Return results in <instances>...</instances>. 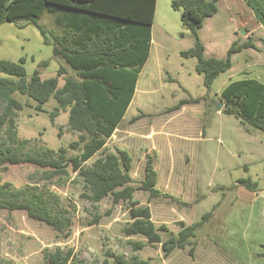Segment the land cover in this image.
Instances as JSON below:
<instances>
[{
    "label": "rangeland",
    "instance_id": "rangeland-1",
    "mask_svg": "<svg viewBox=\"0 0 264 264\" xmlns=\"http://www.w3.org/2000/svg\"><path fill=\"white\" fill-rule=\"evenodd\" d=\"M171 1L156 0L151 28L154 49L125 119L138 117L122 125L136 139L118 133L117 139L108 141L107 149L114 151L115 147H119L130 152L133 159L132 186L136 188L140 187L144 178L147 157L154 160L158 172L157 189L162 196L150 198L148 192L137 190L133 200L140 207L150 209L157 226H164L176 234L182 227L181 223L191 225V222H201V225L196 230L193 245L183 250L175 249L168 259L163 256L160 245L159 258L153 256L156 255L155 248L141 252L140 256L151 255L152 259L148 260L152 264H155L153 260L156 258L160 264H191V250H207L211 264H218L222 256L229 264H264V135L255 131L247 133L238 120L225 116L221 112L223 104L219 101L220 97L214 92L220 80L207 91L202 77L194 71V60L180 57L182 51L193 46V39L182 26L180 11L171 8ZM254 11L262 22L263 35L258 38L264 41V0H260V7L254 8ZM40 23L47 29L60 31V27L53 23L52 15H43ZM227 24L228 21L224 26ZM254 26L249 24L248 27ZM220 33L225 36L223 39H228L226 27ZM235 34L236 41L243 39L238 32ZM262 43L257 40L255 44L251 43L252 48L256 46L259 50L262 63L254 61L243 69V66L237 65V58L233 72L236 78L245 76L248 71L249 78H259L264 83ZM157 47L163 60L160 74L155 80L144 83L146 76H151L152 68L156 69L153 63ZM21 58L25 60L28 77L43 61L49 64L40 69L42 79L55 77L60 65V61L53 58L52 47L42 43L34 26L20 29L9 23L0 25V60L17 62ZM67 70L74 76L70 69ZM238 70L243 71L238 73ZM59 84H62V79ZM184 86L188 87L186 92L181 90ZM183 94L184 97L181 96ZM13 97L22 104L26 102V97L18 93ZM176 98H185L188 107L181 115L172 118L178 112L170 110ZM29 105L17 112L15 120L17 138L27 141L26 153L40 154L48 149L57 154L59 149H64L66 158H71L81 152L82 144L71 147L78 136L67 126L68 115L60 112L57 117H50L58 106L55 100L50 99L45 103L43 112L34 109L33 101L29 100ZM218 105H221L220 109ZM160 125L163 128L160 129ZM153 131L174 134V138L169 140L161 135L152 138L157 153L149 151L151 145L137 140L138 135L150 136ZM196 138H203V141L194 145L191 139ZM0 141H7V134L1 132ZM67 170L69 175L49 176L43 174L49 169L26 163L7 165L0 174L1 182L10 183L12 191H21L27 196L42 194L54 210L67 209L72 220L70 234L65 236L45 223L30 218L25 211L0 209V264H48L46 257L56 248L72 250L76 263L82 261L84 264H113V259L107 253L125 259L133 255L129 241L122 233L131 221V205L128 202L113 204L111 197L91 204L83 196L86 191L78 173H73L70 166ZM240 179H250L256 183V190L250 191L239 185L237 181ZM55 196L58 201L56 205L52 203ZM208 213L209 216H206ZM135 239L139 241L142 238ZM202 259L196 260L200 264Z\"/></svg>",
    "mask_w": 264,
    "mask_h": 264
},
{
    "label": "trees",
    "instance_id": "trees-1",
    "mask_svg": "<svg viewBox=\"0 0 264 264\" xmlns=\"http://www.w3.org/2000/svg\"><path fill=\"white\" fill-rule=\"evenodd\" d=\"M171 8L180 11L182 26L193 39V48L182 51L180 56L195 59V70L210 91L218 76L231 68L232 54L252 44L232 43L226 58H205L198 31L205 19L216 12V0H172ZM154 10L155 0H0V25L10 23L20 29L34 26L43 43L52 47L53 58L60 61L55 77L42 79L40 69L48 67V61L39 63L28 77L23 58L18 62L0 60L3 75L0 77V133L7 134V141H0V174L7 165L30 163L50 170L43 174L64 176L70 174L67 170L70 166L80 176L86 191L83 196L91 204L107 197H111L113 204L128 202L131 223L123 229V235L142 236L151 244H161L163 256L167 258L175 249H185L198 224L185 227L181 223L177 234L164 226H155L150 209L140 207L133 200L137 190L148 192L150 198L162 196L157 189V173L151 158L147 157L140 187L134 188L129 185L132 182L129 153L119 148L112 152L105 146L133 97L139 73L149 56ZM43 15H52L60 31L45 28L40 23ZM15 93L26 97V102H18L13 97ZM50 99L58 105L50 117L66 113L68 128L77 133L78 140L71 147L82 144L81 152L74 157L66 158L64 149H59L57 154L48 149L40 154H28L25 152L27 141L17 138V112L30 106L29 100L35 103L37 112H43V105ZM219 101L223 103L221 112L238 120L245 132L264 135V83L251 79L231 82ZM185 103L181 101L173 109ZM87 162L90 163L84 166ZM237 183L250 191L257 188L250 179H240ZM11 188L10 183L0 180V209L25 211L30 218L57 232L70 234L72 220L67 209L54 210L46 196L39 193L27 196ZM52 203H58L56 196ZM162 236H166L164 241ZM128 244L133 252L144 247L141 242ZM107 256L113 259V264H150V260L137 256L130 259L112 253ZM46 262L84 264L76 263L72 250L60 248L49 253Z\"/></svg>",
    "mask_w": 264,
    "mask_h": 264
},
{
    "label": "crops",
    "instance_id": "crops-1",
    "mask_svg": "<svg viewBox=\"0 0 264 264\" xmlns=\"http://www.w3.org/2000/svg\"><path fill=\"white\" fill-rule=\"evenodd\" d=\"M203 1H211V0H203ZM216 6H217L216 12L212 16H210V17L205 19V21L203 23V26L198 31L199 39H200V41H201V43H202V45L204 47V56H205V58H215V59H224V58H226L227 51H228V49H229V47L231 46L232 43H236L237 45H240V44H243V43H248V42H250L252 44H255V40H257L258 42H263L260 46L264 45V41L261 38H258V37H261L263 35L262 26H261L262 22H260V19L258 18V16L256 15V12L254 11V8L258 9L260 7V0H216ZM155 9H156V0H155ZM154 15H155V10H154ZM153 20H154V18H153ZM226 21H228V24H227V26H224V23ZM246 23H247V25H246ZM248 23L250 25H253V26H254L253 23H255L256 26H254V28H249L248 27L249 26ZM11 25H13V24H11ZM152 25H153V23H152ZM28 26H30V25H28ZM25 27H27V26H25ZM225 27L227 28V36H228L227 40L223 39L225 36H222L221 33H220V32H222V29L225 28ZM151 28H152V26H151ZM236 32H238V35H241V37L243 38L241 41H236L235 40V36H236L235 33ZM241 33L245 34L246 36H242ZM41 39H42V37H41ZM42 43H43V39H42ZM154 45L155 44H154V42L152 40V35H151L149 56H148L145 64L143 65V67L141 69V72L139 73V76H138V79H137V82H136V85H135V90H134L133 97H132V99H131V101H130V103H129V105H128V107H127V109H126L121 121L119 122V124L115 128L113 134L111 135V137L109 138L108 141H110L112 138L113 139H117V137H118L117 134L118 133H122V134L128 135L127 138L136 139L135 137H132V136H135V135L132 132H129L125 128H123L122 125L127 123V122H130L133 119H137V117H138V116L132 117L129 120L125 119L126 118L125 117L126 113H127L128 109H129V107H130L135 95L137 94V85L139 84V82L141 80V76L143 74L142 72H143L144 68L146 67L147 63L149 62L148 60L150 58V54L153 52V49H154L153 46ZM45 46H49V45H45ZM192 48H193V46L191 48L185 50V51H189ZM159 50H160L159 47H157L155 49V53H154L153 66L156 69L154 70V68H152V71H151L152 74H150L151 76L148 77V78L146 76V78L144 79V83H146V81L149 83L152 79L155 80V78H157L159 76V74H160L161 63H163V60L160 58L161 56H160ZM181 58L182 59H193L191 57H189V58L181 57ZM237 58H239V62H238L237 65L243 66V69L244 68L247 69L249 64L251 62L253 63L254 61H256L258 63H262V61H261L262 56L260 55V52H259V50L257 49L256 46H255V48L248 47V48L240 50L237 53L232 54V56H231V63H232L231 68L227 72L219 75L218 78L214 81V83L212 85V88H213L215 82H217V80H220V81H218L217 86L214 89L215 94L219 95V97H220L222 91L231 82L239 81V80H248V79L260 82L259 78H256V79L249 78L248 77V71L245 73L246 75L243 76V77H237L236 78L234 76L233 72H234V69L236 68L235 62H237ZM193 60H194V71L196 72V70H195V63L196 62H195V59H193ZM242 71L238 70V73L242 72ZM1 76L3 77V75H1ZM202 79H203V77H202ZM184 81L185 80H183L182 82L184 83ZM202 83H203V80H202ZM260 83H262V82H260ZM187 89H188L187 86H184V87L181 88L182 92H186ZM181 96L184 97L185 94H183ZM177 99L178 98H176V102L171 107L170 110L174 111V112H176V111H178V112L173 114L172 118L181 115L182 112L185 111V109L188 107L187 103H185V104L181 105L179 108L173 109L181 101H187V100H185V98H183V99L179 98L180 100H177ZM161 112L159 114H161ZM140 115H143V114H140ZM228 117H230V116H228ZM158 119L159 118H157L155 121H157ZM160 126H157V127L159 128ZM157 127H155V128H157ZM161 128H163V127L161 126L160 129ZM156 135H161V136H163L162 138H166V140L174 138V134L171 133V132L168 133V132L153 131L152 135H150V136L149 135H138V139L137 140H139V141L143 140V142H146V144L151 145L149 151H153V152L157 153L156 144H155L154 140H152V138H154ZM253 135H255V134L253 133ZM195 140H198L196 144H195ZM108 141H107V143L105 145L106 148H107ZM201 141H203V138H201V139L200 138L191 139V142H193L192 144H194V145L199 144ZM116 148H119V147H115L114 149H116ZM119 149L127 151L129 153V155L131 156V159H132V155L130 154V152L127 149H125V148H119ZM146 153L147 152H145V154ZM152 165H153L154 170L157 173V183H158V172H157V169L155 167L154 160H152ZM144 168H145V166H144ZM132 169H133V159H132V168L130 170L131 178H132ZM143 175H144V169H143ZM129 185L132 186V182ZM132 187H134V186H132ZM134 188H136V187H134ZM150 213H151V211H150ZM204 219H206V218L204 217ZM151 221L155 224V226H157L156 223L152 220V216H151ZM130 223H131V221H130ZM182 224L185 227L186 226H190V225H185L184 223H182ZM197 224L198 225L196 226V229H195V232H194V237L189 239V241H188L189 244L187 246H192L193 245L192 241H193V239L196 236V230H197L198 226L201 225V222H197ZM191 225H193L192 222H191ZM180 230H181V228L179 229V231ZM123 236L129 242L131 241V242L144 243V247L142 249L136 251V252H133L132 256H137L141 260L152 259L151 255H146L145 257H142V256H140V253L143 252V251L149 250L151 248H155L156 255H153V256L159 258V255H158L159 248L158 247H159V245L161 247V244H158V243L157 244H151V243L147 242V239L142 237V236H130V237H127L125 235H123ZM135 237H141L142 239H140L139 241H135L136 240ZM164 240L165 239H163V236H162V241H164ZM178 250H181V249H178ZM137 252H139V254H136ZM172 254H173V252L166 259H168ZM200 257H203V259H202L203 261L200 262V264H211L212 260H210L209 251H207V250H197V251L193 252L191 250V264H194V263L199 264L196 259L200 258ZM158 258L153 260V261H155V264H160V261L158 260ZM224 258L225 257L222 256V260L218 261L217 263L218 264H229V261L226 262V261L223 260ZM150 264H152V262H150Z\"/></svg>",
    "mask_w": 264,
    "mask_h": 264
},
{
    "label": "water",
    "instance_id": "water-1",
    "mask_svg": "<svg viewBox=\"0 0 264 264\" xmlns=\"http://www.w3.org/2000/svg\"><path fill=\"white\" fill-rule=\"evenodd\" d=\"M221 108V105H218V109H220Z\"/></svg>",
    "mask_w": 264,
    "mask_h": 264
}]
</instances>
